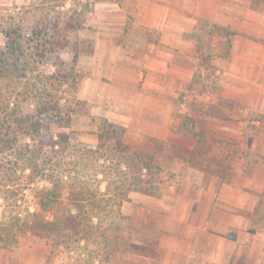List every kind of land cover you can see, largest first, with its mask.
<instances>
[{"label":"rangeland","instance_id":"rangeland-1","mask_svg":"<svg viewBox=\"0 0 264 264\" xmlns=\"http://www.w3.org/2000/svg\"><path fill=\"white\" fill-rule=\"evenodd\" d=\"M97 1L106 0H0V53L6 51L3 30L20 25L28 36L35 27H44L50 35H60L70 42V49L60 55L70 64L75 51L80 55L92 49L85 29ZM222 1L232 11L228 29L264 45V0ZM71 16L82 26L69 29ZM191 35L199 41L201 63L207 71L197 75L177 99L173 98L174 117L178 122L190 120L198 136L188 133L195 139L182 141L180 136L167 142L139 138L136 132L128 133L118 125L115 128V138L154 155L163 173L127 174L123 166L122 173L111 177L103 174L113 167L110 162L99 159L100 155L97 159L89 157L88 148L99 143L97 133L102 130L103 119L92 114L89 104L86 107L76 103L80 100L77 94L82 76L78 63L77 88L69 84L61 87L57 92L61 97L58 110L40 118L41 133L34 137L15 135L18 146L29 144L35 151V160L28 165L13 155L8 167L12 170L0 178V264H144L138 258H128L134 252L155 253L158 238L164 233L161 216L169 215L167 227H176L173 217L182 211L186 201L191 202L189 211L200 210L197 202L202 199H195L198 191L191 183L198 174L192 169L172 170L179 164H197L220 174L237 167L257 166L255 169L263 172L256 174L258 182L264 183V75L224 78L217 73L223 68L221 58L227 59L232 50L228 41L234 37L222 27L205 28ZM242 47L240 42V51ZM259 49L255 48V54L260 53ZM30 52L25 45L20 57H6L0 67V93L11 108L33 115L38 104L36 89L42 88L37 77L54 73L55 66L49 59L30 57ZM224 82H230L236 90L225 95ZM174 124H169L171 132L181 126ZM125 175L127 189L133 179L146 182L140 187L147 189L149 194L142 195L149 199H131L138 192L129 191L130 199H121L119 187ZM73 182L81 190H69ZM56 183H60L62 196L42 209L41 194L54 190ZM260 184L253 185L259 199H250L242 211L248 218L247 230L242 220L240 227L245 232L229 234L240 236L258 252L264 251V188ZM208 200L203 199V205ZM56 220L64 222L63 228L47 227ZM24 223L27 226L23 233L19 228ZM255 254L254 251L237 264H255ZM262 258L264 264V252Z\"/></svg>","mask_w":264,"mask_h":264},{"label":"crops","instance_id":"crops-1","mask_svg":"<svg viewBox=\"0 0 264 264\" xmlns=\"http://www.w3.org/2000/svg\"><path fill=\"white\" fill-rule=\"evenodd\" d=\"M94 9L85 29L92 49L80 54L77 61L82 74L78 98L91 106L94 116L128 133L136 132L139 138L167 142L180 136L182 141L195 139L179 128L177 132L169 130V124L178 127L183 123L174 117L173 98L207 71L201 63L199 41L191 34L213 24L229 28L231 8H226L222 0H106L95 2ZM231 44L227 59L221 58L223 68L217 70L218 74L224 78L264 75L263 44L238 33ZM255 48H260L259 54H255ZM232 90H236L232 84L224 82L223 93ZM255 167H237L220 174L197 164L177 165L172 170L197 172L191 181L198 191L195 199L209 200L205 205L199 200L200 210L194 212L189 211L191 202L186 201L173 217L176 227H167L169 215L161 216L164 233L158 238L155 253L134 252L128 259L135 257L144 264H237L255 251V264H261L263 249L258 252L240 236L229 235L247 230L248 218L242 211L250 199H259L254 183L264 188ZM130 198L149 199L139 193ZM242 220L245 231L240 227Z\"/></svg>","mask_w":264,"mask_h":264},{"label":"trees","instance_id":"trees-1","mask_svg":"<svg viewBox=\"0 0 264 264\" xmlns=\"http://www.w3.org/2000/svg\"><path fill=\"white\" fill-rule=\"evenodd\" d=\"M66 1L67 0H64V2ZM81 26V23L77 21L75 16H71V21L68 22L67 27L74 30ZM213 27L219 26L213 24ZM223 30L228 36H235L237 34L228 28H223ZM3 34L6 39V51L0 53L1 68H3L7 56L20 57L23 54V47L27 45L29 50H31L30 57L33 58L34 56L37 60L49 59V61H53L55 72L47 76L37 77L38 82L42 83V88L36 89L38 104L36 106V113L33 115L24 114L22 111L17 110L18 108H11L10 103H6L2 100L0 93V178L7 175L8 172L12 170L8 167L11 162L10 158L13 155H16V158L23 163L27 162L28 165L33 164L35 160V151L33 152V150H31L29 144L24 147L18 146L15 135L20 134L22 136L34 137L41 133L42 121L40 118L44 114L58 110V106L61 102V97H59L58 93L61 87L69 84L77 88L76 84L78 81L75 65L79 58V52L75 51L70 64L62 60L60 55L70 49V42L67 39H63L60 35H50L44 27H35L27 36L20 25H14L3 30ZM228 46L231 48V41H228ZM229 54L230 52L227 56H229ZM52 90L55 91L56 94L53 93ZM29 94L34 93L29 92ZM76 103L83 104L86 107L88 106V103L84 101L77 100ZM189 122L190 120L184 121L178 130L198 136L193 129L194 125ZM115 128V124L103 119L102 130L97 133L98 145L95 148H88L87 153L89 157L96 156L97 159V155H100L98 156L99 159H103L104 162H110L114 167H108L107 171H103V174H110L112 177L117 172L122 173L123 166L125 168L124 172L127 174H139L145 171L148 175L154 176V174H161L164 172V169L154 162V155L149 152L133 149L127 143L115 138ZM58 174H60V171ZM124 179L127 180V175L124 176ZM126 180L120 182L121 186L119 188L121 191L119 196L121 199H130L127 197L128 191L149 194L147 189L145 190L140 187L142 183L146 182L133 179V182L129 186L130 189H127L128 180ZM76 185L77 184L74 182L70 183L69 190H81L76 189ZM60 187V183H56L54 185V190L47 191L43 195L41 194L39 204L42 209H46L51 202L59 200L63 194L58 190ZM94 198L96 199V197ZM110 198L111 197H109V199ZM121 216L123 217V215ZM63 223V221L56 220L52 225L50 223L47 227L50 226L52 229L56 230L60 227L63 228V226H61ZM26 226L27 224L24 223L19 230L24 233Z\"/></svg>","mask_w":264,"mask_h":264}]
</instances>
